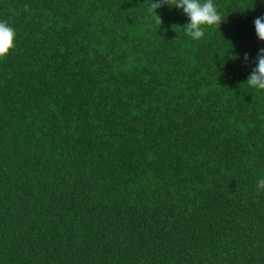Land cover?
Wrapping results in <instances>:
<instances>
[{"label": "trees", "instance_id": "16d2710c", "mask_svg": "<svg viewBox=\"0 0 264 264\" xmlns=\"http://www.w3.org/2000/svg\"><path fill=\"white\" fill-rule=\"evenodd\" d=\"M150 2L0 0V264H264V0Z\"/></svg>", "mask_w": 264, "mask_h": 264}, {"label": "clouds", "instance_id": "9594fccd", "mask_svg": "<svg viewBox=\"0 0 264 264\" xmlns=\"http://www.w3.org/2000/svg\"><path fill=\"white\" fill-rule=\"evenodd\" d=\"M164 4L182 9L188 17L189 22L183 27L186 34L193 40H200L204 37V26L216 25L220 27L224 20L217 10L214 0H151L148 10L155 13L157 24H161V17L157 14V9ZM24 10L29 11V6L24 5ZM255 32L260 41H264V15L255 18ZM16 31L7 20H0V58L10 54L15 48ZM244 61L249 60V55L244 54ZM256 67L251 71L246 80V84L251 88L264 90V48L259 49L256 57ZM264 190V178L257 181V191Z\"/></svg>", "mask_w": 264, "mask_h": 264}]
</instances>
